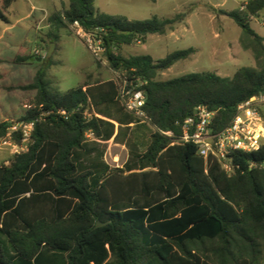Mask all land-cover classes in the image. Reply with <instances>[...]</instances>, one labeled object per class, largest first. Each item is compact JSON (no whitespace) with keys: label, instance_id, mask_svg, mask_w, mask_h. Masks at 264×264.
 Masks as SVG:
<instances>
[{"label":"trees","instance_id":"1","mask_svg":"<svg viewBox=\"0 0 264 264\" xmlns=\"http://www.w3.org/2000/svg\"><path fill=\"white\" fill-rule=\"evenodd\" d=\"M68 1L49 17L46 38L58 43L75 21L89 32L104 29L113 72L146 82L143 110L155 131L145 152L133 151L123 168L111 169L98 141L119 137L111 121L135 122L134 115L125 123L107 111L121 102L117 81H86L61 92L44 68L32 83L8 87L36 92L18 121L34 122L35 129L29 149L0 167V264H264V146L234 153L229 175L180 141L182 123L198 107L215 113L212 128L220 133L241 104L264 94V38L250 24L264 15V0L229 13L256 67H242L233 77L203 73L167 81L158 75L189 59L194 48L160 60L120 51L166 35L186 14L132 21L100 12L95 0ZM15 2L0 0L2 22L10 23ZM38 58L52 62L23 45L9 62L33 65ZM14 124L0 122V142ZM98 153L101 161H92Z\"/></svg>","mask_w":264,"mask_h":264},{"label":"rangeland","instance_id":"2","mask_svg":"<svg viewBox=\"0 0 264 264\" xmlns=\"http://www.w3.org/2000/svg\"><path fill=\"white\" fill-rule=\"evenodd\" d=\"M249 1L157 0L154 3L151 0H95V6L102 13L124 16L132 21L186 14L185 20L166 35H150L145 44L136 42L122 47L120 51L124 57L149 55L160 60L176 51L194 48L195 53L189 59L158 75L157 80L167 81L187 74L203 73L233 77L242 67H256L253 53L246 50L242 43V30L229 17V13L242 10ZM68 7V0H16L10 9V23L0 20V122L16 124L28 110L36 92L9 90L8 87L32 83L40 69H48L53 84L61 92H67L86 81H117L118 76L111 69L106 55L100 59L94 56L72 29L62 31L60 41L54 43L52 54L48 57L52 62L33 65H13L9 62L23 45L27 46L32 56L47 57L51 47L46 38L50 30L49 17ZM250 24L264 38V15L251 17ZM107 111L125 123L131 116L122 102ZM117 124L116 135L119 137L100 143L98 151L103 152L102 160L111 169L123 168L133 151L145 152L155 131L147 120L136 117L132 124ZM8 152L3 149L0 158L9 159ZM91 160L100 162V154ZM59 262L62 263L61 260Z\"/></svg>","mask_w":264,"mask_h":264},{"label":"built area","instance_id":"3","mask_svg":"<svg viewBox=\"0 0 264 264\" xmlns=\"http://www.w3.org/2000/svg\"><path fill=\"white\" fill-rule=\"evenodd\" d=\"M71 29L85 42L94 56L100 59L105 54L106 48L102 35L105 33L104 29L89 32L79 21H75L71 25ZM116 74L120 100L126 111L136 118L148 121L143 110L146 102V93L143 87L146 82L137 79L134 84L129 82L125 73L118 72ZM263 109L264 94L251 98L238 107L237 115L231 125L224 131L216 133L212 128L215 113L210 112L204 106L198 107L194 115L182 123L180 141L195 145L201 157L206 161L211 158L217 160L222 168L231 175L233 173L232 156L234 153H252L259 151L264 146ZM34 129V122L16 123L11 127L7 137L0 142V152L3 149L9 150L10 158L7 160L0 158V167L8 166L13 156L20 155L29 149ZM16 134L20 135V142L15 139ZM167 135L172 136L173 134L168 132ZM87 138L94 139L93 134L88 133Z\"/></svg>","mask_w":264,"mask_h":264},{"label":"water","instance_id":"4","mask_svg":"<svg viewBox=\"0 0 264 264\" xmlns=\"http://www.w3.org/2000/svg\"><path fill=\"white\" fill-rule=\"evenodd\" d=\"M54 46H55L54 43H52L47 57L51 56ZM35 60L40 63V62H42L43 59L42 58L32 59V62ZM104 225L105 224H103V223H98L97 227H102Z\"/></svg>","mask_w":264,"mask_h":264},{"label":"crops","instance_id":"5","mask_svg":"<svg viewBox=\"0 0 264 264\" xmlns=\"http://www.w3.org/2000/svg\"><path fill=\"white\" fill-rule=\"evenodd\" d=\"M148 39V38H147ZM99 116V115H98ZM105 119V118H104ZM107 120H109V119H107ZM111 121V120H110ZM111 122H113L115 125H116V128L118 129V124L115 122V121H111ZM115 140V137L113 138V139H111L110 141H114ZM110 141H108V142H110ZM99 143H104L103 141H100Z\"/></svg>","mask_w":264,"mask_h":264}]
</instances>
